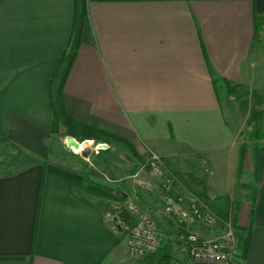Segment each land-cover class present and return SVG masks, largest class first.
<instances>
[{"label": "crops", "instance_id": "1", "mask_svg": "<svg viewBox=\"0 0 264 264\" xmlns=\"http://www.w3.org/2000/svg\"><path fill=\"white\" fill-rule=\"evenodd\" d=\"M72 9L73 0H0V139L30 160L0 175V264H150L125 249L102 199L87 189L107 182L152 214L170 256L181 258L176 219L164 215L158 182L144 172L148 149L177 178L184 205L231 199L235 183L252 182L254 193L235 209V230L248 235L244 256L237 249L242 264H264V145L255 181L253 162L237 178L243 121L227 95V86L252 89L264 77V0H86L65 110L129 147L116 141L77 163L48 152L47 86Z\"/></svg>", "mask_w": 264, "mask_h": 264}, {"label": "built area", "instance_id": "2", "mask_svg": "<svg viewBox=\"0 0 264 264\" xmlns=\"http://www.w3.org/2000/svg\"><path fill=\"white\" fill-rule=\"evenodd\" d=\"M83 144L86 141H78ZM88 141V140H87ZM75 152L73 147H68ZM106 144H97L95 149L105 150ZM145 164L150 175L157 180L161 190V202L163 213L169 219H176L177 229L174 241L182 257L172 259L167 264H242L234 235L231 230H226L223 235L213 238H204L191 229L195 223H201L204 227L211 229L218 218L214 212L196 201H190L184 205L181 199L176 198L174 186L175 177L166 169L165 160L154 152L149 151ZM130 216L135 222L133 226H123L122 240L126 249L135 257L143 258L151 256L161 248L163 236L158 230L157 222L151 213L146 211L139 203L131 202L128 205Z\"/></svg>", "mask_w": 264, "mask_h": 264}, {"label": "rangeland", "instance_id": "3", "mask_svg": "<svg viewBox=\"0 0 264 264\" xmlns=\"http://www.w3.org/2000/svg\"><path fill=\"white\" fill-rule=\"evenodd\" d=\"M262 37H264V35H262ZM261 39H262V45H264V38H261ZM260 83L261 84H257L255 88H252V89L246 86L240 85V84L227 86V95L230 96L233 102L236 104L237 110L239 111L242 117V121H243L242 127L236 136L237 149L239 151V148L241 145L245 147L242 164L243 162H246V164L249 167H251L250 163L253 162L255 148L257 146L259 147L262 143H264V135H262V133H264V77H262V82ZM229 91H231L232 94H229ZM254 110L261 111V116L259 119H255V117L252 118L251 112ZM254 128L258 129V134L260 135V137L259 136L254 137L253 135ZM65 131L66 129L63 126L59 125L57 132L55 133L51 132V138L48 140L49 154L51 156H56L59 159L64 160V161L72 160L77 163L79 162L81 157L88 156V155L92 157L93 155L91 153L93 149L95 148V145L99 143L100 144L104 143L107 145V147H109L110 144L117 141L113 138H108L106 142L102 140H97V139H89L90 142L80 144L79 148L75 149V152H78L79 150H81L82 147L86 146L85 149H83L79 153H74L66 145ZM75 139L78 141H83V140H80V137L75 138ZM84 140H87V139H84ZM125 146L129 147V145H125ZM149 151L151 150L149 149L145 150V155L148 154ZM110 157H111L110 155H105V156H99L97 159L103 160V159H108ZM29 161H30L29 158H27L23 152H21L19 149H16L15 147H12L5 140L3 141L2 139H0V175L14 173L20 170L21 168H23L25 165H27ZM166 169L168 170L169 173H171L175 177V175L167 167V165H166ZM144 172L150 175V172L146 164H145ZM175 179L177 178L175 177ZM95 185L99 186L101 189L98 188L99 193L95 192L94 195L102 199L103 201L102 203L104 204V206L106 207V209H108L110 213V216H109L110 219L114 218L113 216L116 213V210H118L119 208L124 209L128 213L129 216H132V214L128 211L127 208H128L129 203L135 202V201H129L127 203L124 202V198H122L119 195V192L116 191L114 187L110 185L109 182H107L106 185H102L98 183ZM247 186L248 187H245L239 180L237 183H235V187H234L233 194L231 195V199L223 198L215 202L216 206H214V208H209L208 206H206V204H204L203 201H200V200L199 202L196 201L200 205L206 206L209 210H211L212 212L216 214L218 218V222L213 227V229L215 230L220 229V232H222L220 233L221 235H223L224 232L228 229L231 230L233 233H235L234 240L236 242V246L239 240H238V233L235 230V221H234L235 209H236L237 202L242 200V198L244 197L243 194L245 192H248L247 194L251 195L253 183L251 182ZM222 200H225V203L222 202ZM119 226L121 227L122 225L119 224ZM121 230H122V227H121ZM122 234H123V231H121V233H118L119 238L121 242L123 243ZM135 258L137 259V261L138 260L141 262L148 261V263L150 264H167L168 261L175 259V258H172L171 256H170V260L168 261H164V260L159 261L157 258L153 256H145L143 258L135 257Z\"/></svg>", "mask_w": 264, "mask_h": 264}, {"label": "trees", "instance_id": "4", "mask_svg": "<svg viewBox=\"0 0 264 264\" xmlns=\"http://www.w3.org/2000/svg\"><path fill=\"white\" fill-rule=\"evenodd\" d=\"M85 17H86V0H73V9H72V18H71L69 36L67 38L64 49L62 50L60 56L58 57L51 71L47 86L49 106L52 114L50 131L52 133L57 132L59 125H61L66 129L65 136H71L73 138L80 137V140L87 139L88 141L84 143L90 142L89 139H97L106 142L108 138H113L117 141L122 142L124 145H128V143L125 140L111 134L110 132L73 120L65 110V106L63 103V96H62L63 85L65 78L69 72V69L73 63V60L75 59V56L77 54L78 47L80 45L81 32L85 21ZM257 22L258 20L256 19L255 16V25ZM229 94H232V92L229 91ZM251 114H252V118L255 117V119H259L261 116V111L254 110L251 112ZM253 135L254 137H258V136L260 137V135L258 134V129L254 128ZM262 135H264V133H262ZM261 145H264V143H262ZM244 149L245 147L241 145L238 151L237 178L239 177L242 171V161L245 152ZM257 149L258 146L255 148L254 157H253V164H254L253 182L255 181ZM42 172L44 173V169ZM98 188L100 187L95 184L88 185L87 187L88 191L93 193L98 192ZM254 190L255 187L253 185L251 195L254 193ZM221 199L223 198H216L213 201H209L207 203L205 202V204L209 208H214V206H216L215 202ZM222 202L225 203V200H222ZM113 217L117 218L119 224H123L127 226L134 225V220L128 215V213L124 209L119 208L118 210H116V213L114 214ZM116 230L118 233H121L120 230L118 229ZM238 240L241 246V256H244V252L246 250L248 243V235L244 233L238 234ZM169 250H170V244L163 243L161 248H159V250L151 256L157 258L159 261H163V260L168 261L170 260Z\"/></svg>", "mask_w": 264, "mask_h": 264}, {"label": "water", "instance_id": "5", "mask_svg": "<svg viewBox=\"0 0 264 264\" xmlns=\"http://www.w3.org/2000/svg\"><path fill=\"white\" fill-rule=\"evenodd\" d=\"M84 141H87V140H84ZM65 142L68 147H73L74 149H78L80 145L79 142H77L76 139L71 136H67L65 138ZM113 224L118 230H121V227L119 226V222L116 217L113 218ZM194 264H215V263L203 262V263H194Z\"/></svg>", "mask_w": 264, "mask_h": 264}]
</instances>
